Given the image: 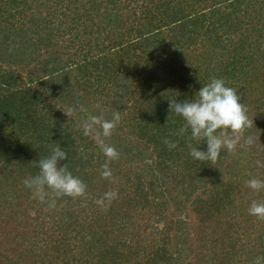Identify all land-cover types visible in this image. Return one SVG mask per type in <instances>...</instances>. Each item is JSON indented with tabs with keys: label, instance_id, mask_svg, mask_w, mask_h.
Returning <instances> with one entry per match:
<instances>
[{
	"label": "trees",
	"instance_id": "trees-1",
	"mask_svg": "<svg viewBox=\"0 0 264 264\" xmlns=\"http://www.w3.org/2000/svg\"><path fill=\"white\" fill-rule=\"evenodd\" d=\"M213 77L237 89L255 140L222 150L216 162L229 165L218 172L189 155L197 141L179 134L184 121L169 109L170 96L194 99ZM114 111L105 142L119 157L108 160L79 124ZM54 146L86 195L48 207L24 180ZM258 161L264 0H0V264H192L167 248L188 233L190 214L208 242L201 264H264V219L248 212L264 189L246 184L264 180ZM109 191L117 197L98 205ZM164 201L177 215L159 239Z\"/></svg>",
	"mask_w": 264,
	"mask_h": 264
},
{
	"label": "clouds",
	"instance_id": "clouds-1",
	"mask_svg": "<svg viewBox=\"0 0 264 264\" xmlns=\"http://www.w3.org/2000/svg\"><path fill=\"white\" fill-rule=\"evenodd\" d=\"M169 109L184 121L179 134L184 135L187 132L192 140L197 141L189 152L194 160L215 163L222 150L235 152L238 148L250 147L255 143L251 135H245L252 121L248 119L241 97L237 89L228 86L222 77L210 78L208 83L196 91L194 99L177 100L176 96H170ZM79 110L83 111V108ZM68 112L75 113L77 108L70 106ZM120 118V113L114 111L111 119L91 115L79 124L83 135H92L108 160L119 157L116 149L105 140L111 136ZM202 142L206 145L205 149L197 147ZM164 143L169 148L176 146L167 139ZM67 158L68 154L62 147L54 146L49 155L33 162L38 172L24 180V187L31 192L34 199L53 207L57 198L64 196L77 198L86 195L85 183L74 176L65 164H61V161ZM257 163L264 166L259 161ZM103 168L101 175L110 177L112 173L107 164L103 165ZM246 184L253 191L264 189L262 179L251 178ZM117 195L116 191L106 192L96 203L106 207ZM248 212L259 219H264V202L253 201Z\"/></svg>",
	"mask_w": 264,
	"mask_h": 264
},
{
	"label": "rangeland",
	"instance_id": "rangeland-1",
	"mask_svg": "<svg viewBox=\"0 0 264 264\" xmlns=\"http://www.w3.org/2000/svg\"><path fill=\"white\" fill-rule=\"evenodd\" d=\"M222 165V166H221ZM219 164L218 162L213 163L212 167L216 169V171L218 172V170H222V168L228 164V162L224 161L222 162V164ZM227 177H229V174H227ZM167 200V199H166ZM188 202H191V199H188ZM188 209L190 207V204L187 205ZM174 207L172 206V204L169 202L164 201V205L161 206V208L159 209L161 212L164 211V216L166 217V222L165 221H160V222H155L154 225H152V229H154L156 226V229H154L153 231L155 232L154 236H159L156 232L159 230H164V228L167 226L168 223H172V226H175L174 220L176 219V215H177V211L176 209L173 211ZM168 226H171V224H169ZM186 227H189L188 233L186 235H181L183 238L180 239H172V243H169V245H167V248H169V250L175 251L177 249H182L183 251H185V254H187V256H189V259H185L187 262H191L192 264H196L202 263V258L201 254H210L208 253V248L206 247L208 245V242H206V240L203 239V237L197 235L193 230L197 229L198 225H197V221L196 218H193V214H190V221L188 222V225ZM195 228V229H194ZM141 230H143V228L141 227ZM175 232H177V230H172L169 234L170 238L173 234H175ZM186 236V237H185ZM169 238V240H170ZM160 239V236H159ZM168 240V242H169ZM206 242V243H205ZM181 245L180 248H174L175 244ZM168 244V243H167ZM143 254V252H142ZM210 256V255H207ZM184 258L185 255H184ZM132 262H135L136 260H131ZM200 261V262H199Z\"/></svg>",
	"mask_w": 264,
	"mask_h": 264
}]
</instances>
